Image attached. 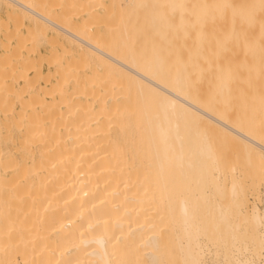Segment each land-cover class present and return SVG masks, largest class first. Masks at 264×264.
<instances>
[{
    "label": "bare ground",
    "instance_id": "obj_1",
    "mask_svg": "<svg viewBox=\"0 0 264 264\" xmlns=\"http://www.w3.org/2000/svg\"><path fill=\"white\" fill-rule=\"evenodd\" d=\"M106 1L4 3L14 30L0 16V30L8 33L0 45L5 53L0 57V264H264L261 136L255 139L256 132L247 129L256 133L251 136L239 128L247 114L237 115L236 128L196 104L180 70L185 65L170 64L156 40L169 26L160 9L183 8L188 0H137L141 13L149 10L145 20L156 40L153 53L142 56L129 47L111 54L87 39L103 21L97 8ZM198 3L205 11L230 10L235 46L246 42L236 54L245 44L244 54H252L238 55L239 61L249 58L236 61L237 95L245 94V85L247 92H256V75L264 69V0ZM81 12L87 16L76 24ZM26 21L31 25L20 33ZM40 39L59 46L48 58L57 79L50 88L40 87L42 80L51 83L50 72L45 76L41 69L43 59H22L25 51L33 54ZM76 48L82 50L80 61L67 62ZM92 61L101 85L92 74H80ZM13 77L21 88L12 85ZM100 90L105 93L94 98ZM228 92L224 82V101ZM134 101L147 155L148 173L142 175L108 135L113 114L123 102L132 106ZM221 136L235 139L242 149L248 184L239 167L221 157L215 141ZM156 204L159 216H153Z\"/></svg>",
    "mask_w": 264,
    "mask_h": 264
},
{
    "label": "rangeland",
    "instance_id": "obj_2",
    "mask_svg": "<svg viewBox=\"0 0 264 264\" xmlns=\"http://www.w3.org/2000/svg\"><path fill=\"white\" fill-rule=\"evenodd\" d=\"M3 1L4 0H0V16L8 21V8L5 5L6 0L4 1L5 4L3 3ZM110 1L111 3L109 4ZM110 1L107 0L102 4L109 6L110 9L106 6H104L103 8L102 5L99 6L100 8H97V10L99 9L98 12L100 13V16H102V18L104 19H102L103 21H99L96 23L94 34L87 38L91 43L97 45L101 43L102 48L111 54H119V49H122L123 47H129L132 51L136 52V54L142 56L141 52H143L144 54L146 53V55L148 53L151 54L153 45H155V42L157 40L160 52L166 56L170 64L178 65V68H181L182 64L185 65V68H181L180 70L182 71V73L186 74L189 79L190 93L193 96V100L196 104H198L205 110L220 116L221 118H225L228 123L232 124L236 128L240 123L237 121V117L239 115L243 117L244 114H247V119L245 121L243 119L244 122L242 121L240 123L241 126H239V128L242 127L243 129L244 127L243 131L246 130L245 132L248 134L250 133V131L247 129L256 132L257 134L255 133V136L253 135V133H250L249 135L254 136L255 139H259L257 138V136H261V139L259 140L264 144V69L263 72L261 70L258 72H261V77H258L259 74L256 75L261 83L259 87L260 83L258 82V90L256 92H247V89H244V87H247V85L244 86L241 84L242 86H244L243 90H246V92L245 94L241 93V95L239 94L238 96L237 74L235 71V65L237 64V62H241L242 60H244V57H246L244 55H247L248 53L244 54V50H247L245 44L246 49L240 47L239 53L236 54L238 52L237 48L239 46H243L241 45L243 41L241 42V44L239 43V46H235L238 45V41L237 43H235V40H233L235 39L233 38L235 24L231 18L230 10L228 8H210L209 10L205 11L199 6L198 0H188L183 8L178 7L172 9L167 6H163L160 9V12L169 21V26L164 27V35L156 37V40H154L153 42V34L149 33V29H151L152 27H150V23L145 20L146 15L149 14L147 13L149 11L148 9L146 13L145 11L141 13L140 10H138L139 8L137 7V0ZM151 6L152 4H150V7H148L152 9ZM17 9L21 10L20 7H17ZM36 9L41 11L39 8ZM102 10L106 15L108 14V12H111L110 15L106 17L107 19H105L106 15L102 12ZM81 14L82 12L78 14L80 16L77 15L78 18L77 16L74 18V22L76 24H81L83 22L81 20H85L87 16L85 14ZM8 23L10 26V30L13 31L14 22L9 20ZM181 23H183V28L179 27ZM30 25L31 23L29 21H26V27L21 29L20 33H26V29ZM50 27L52 28V31L50 30V33H52L51 36H57V29L53 28L52 26H49V28ZM97 31L103 32L105 34V37L103 39L99 38L97 35ZM6 32L7 31L5 29L0 30V45L2 44V42H5L7 40V38H5L7 37V35L5 36ZM3 33L4 35H2ZM64 36L69 40L71 46H74L75 41L72 38L67 37V35ZM59 40L63 42L65 46H69L68 40L67 42H65L66 39L64 41V37H60ZM244 43H246L245 40ZM29 47H31V45ZM57 47H59L57 44L49 45V43L45 39H40L37 41V47L34 50L33 54L32 51H30L31 53L27 51L23 52L25 53L22 56L23 60L31 59L34 55L35 59L33 60L43 59L44 62H41V69L43 70L44 75L49 76L47 74L48 72H50L51 83H48L47 81L44 82L45 80H42L40 83L41 88H50L51 84L56 83V77L54 76L53 78L56 66L49 65L50 63H48V58L52 51ZM234 47H236V49ZM80 52H82L81 49H74L73 54L68 57L69 59L64 58L63 62L66 63V61L68 62L75 59L80 61ZM28 53L29 55L31 54L30 57H28ZM242 54L244 55L239 61L240 56L238 55ZM254 55L258 56L259 54ZM3 56H5V53L0 49V57ZM259 56L258 57L260 60L261 55ZM258 57L255 60L251 57L250 58L251 60L253 59V61H258ZM248 58L249 57L247 56V59ZM39 60L36 62H40ZM246 60H244V62H248ZM92 63L93 61L89 63L92 66H84V71H81L80 74H82V72L87 75L92 74L97 79L96 84L101 85L103 82V77L99 74L100 69H98L96 63ZM89 68L90 70H87ZM171 70L173 71V68ZM34 73L35 71H32L31 76H33ZM253 81L254 79L251 80V82ZM224 82H227L229 87L227 101H224L222 99L220 93V88ZM11 83L16 88H21V86L23 85L22 83H20V80L17 77H13ZM246 84H248V82ZM100 89L102 90L101 87ZM104 93L105 91H101L98 95H95L94 98L98 99L99 95ZM124 103L125 102H123V104ZM123 104L120 107L121 109H117L116 113L113 114V118H115V120H112L108 123V135L110 134V137L116 139L124 148L122 149L124 161L127 162L129 166L134 164V166H136L137 174H146L148 173V170H146L147 155L145 153L146 150L140 145L142 141V135L138 128L140 120L137 114V107L135 106V101L134 105L132 106ZM17 108L19 109V103H17ZM215 141L219 146L218 150L224 162L227 163V165L235 163L239 167V172L243 174L242 177H245V182L247 183L248 177H246V174H248L247 170L249 169L245 166V155L236 140L229 139L228 137L224 138L221 136ZM260 160L261 159L259 156H255V161L257 163L260 162ZM242 167L244 168L246 174L243 173L244 170ZM156 206L158 205L156 204L153 207V216H159V214L157 213L159 209L156 208Z\"/></svg>",
    "mask_w": 264,
    "mask_h": 264
}]
</instances>
